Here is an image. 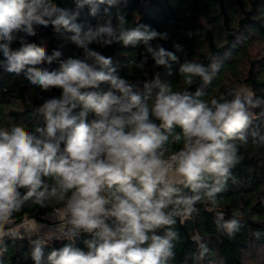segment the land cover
<instances>
[{
  "label": "clouds",
  "instance_id": "clouds-1",
  "mask_svg": "<svg viewBox=\"0 0 264 264\" xmlns=\"http://www.w3.org/2000/svg\"><path fill=\"white\" fill-rule=\"evenodd\" d=\"M91 2L80 0V6ZM108 2L111 4L114 0ZM56 13L59 15L52 19ZM77 15H70L49 0H0V40L10 43L13 34L18 32L35 35L34 24L47 26L51 23L57 31L61 26L75 31L73 41L85 48L88 58L95 61L89 64L70 58L61 63L58 71L49 72L35 66L45 60L50 64L60 56L59 52L54 51L48 56L45 48L35 44L11 51L8 43L0 44V51L6 58L0 63L7 65L8 72L19 74L29 66L26 78L31 84L42 90L63 89L61 99H50L37 109L47 121L45 128H36L39 137L23 126H13L11 131L0 130V236L3 235L2 225L25 200L35 197L37 204L49 197L63 200L69 190L75 189L67 201L70 223L88 231L101 229L99 235L104 243L88 254L65 246L61 251L51 253L52 264H164L172 255L170 239L175 235L172 231L163 238L153 234L146 248L140 245L148 242L147 233L174 224V215L191 214L202 197L199 194L177 196L178 189L166 180L167 168L160 158L163 153L158 154L157 150L167 136L161 134L160 129L170 130L174 125L183 129L184 150L173 156L178 164L176 172L193 193L207 189L205 196L215 204V194L222 190L230 176L229 169L238 161L237 149L228 141H245L243 130L252 119L264 116V110L252 114L246 105L257 108L264 105V100L253 102L254 93L242 96L236 92L231 100L221 96L219 100L211 99L210 103L197 102L190 92H170L156 78L144 85L149 90L159 88L149 109L124 79L112 75L113 69L103 70L111 64V59L88 50L87 45L104 35L122 40L124 45H137L138 42L148 45L158 33L140 31L139 28L125 30V19L118 15L119 37L110 20L106 26L89 30L81 37L78 26L73 23ZM112 39H105L104 43L110 44ZM147 51L156 65H166L168 59H177L163 47L156 50L147 47ZM179 72L189 86L194 77L210 81L202 63L185 62ZM103 82H109L120 95L110 91L97 96L80 91L98 87ZM199 95L197 92L196 96ZM73 99L84 102V110L78 116L71 115L75 107L74 104L70 106ZM88 110L97 117L91 124L85 121ZM150 115L160 121L159 127ZM206 175L212 177L211 185L205 182ZM49 176L55 179L58 187L49 189L43 180ZM105 186L108 189L115 187L112 194L115 203L111 209L105 208L109 201L100 195ZM19 188L28 189L23 198ZM169 204H175L179 210L165 213ZM108 215L123 226L112 231L101 218ZM225 228L231 233L238 228V223L233 219L226 222ZM117 233L119 239H115ZM41 254L37 243L33 258L39 262Z\"/></svg>",
  "mask_w": 264,
  "mask_h": 264
},
{
  "label": "trees",
  "instance_id": "trees-1",
  "mask_svg": "<svg viewBox=\"0 0 264 264\" xmlns=\"http://www.w3.org/2000/svg\"><path fill=\"white\" fill-rule=\"evenodd\" d=\"M49 3L70 15L78 14L73 23L78 26L81 37L89 30L95 31L106 26L109 20L119 37L118 15L125 19V30L139 28L140 31L158 33L148 45L143 42L124 45L122 40L106 35L87 45L88 50L111 59V64L103 70L107 72L113 69L112 75L124 79L132 91L148 104L149 109L155 102L159 88L149 90L144 85L156 78L170 92H190L197 102L210 103L211 99L219 100L221 96L228 100L234 99L237 83H244L250 88L251 93H254L253 102L257 99L264 100V65L256 68L253 60H248V65L246 63L248 45L252 43V38L257 37L264 43V0H114L111 4L108 0L103 3L92 0L82 6L80 0H49ZM56 15L59 13L52 19ZM33 28L35 35L14 33V39L10 43L0 40V44L8 43L11 51H18L27 44H35L45 48L48 56L54 51L59 52L60 56L50 64L45 60L35 66L49 72L58 71L61 63L70 58L95 63L94 59L88 58L85 48L73 41L72 37L77 34L75 31H68L63 26L57 31L56 26L51 23L47 26L34 24ZM105 39H112V42L105 44ZM147 47L154 50L163 47L177 59H168L166 65H156ZM5 59L0 51V62ZM188 61L202 63L210 81L194 77L193 84L186 85L179 69ZM6 67L5 63H0V130L11 131L13 126H23L26 131L39 137L36 128H45L47 121L37 109L50 99H61L63 89L53 87L42 90L38 85L31 84L26 78L29 66H25L19 74L8 72ZM80 91L96 93L97 96L110 91L120 95L109 82ZM197 92L200 93L199 96H196ZM71 104L75 105L71 115L78 116L84 110V102L79 99L71 100L70 106ZM246 108L249 111L247 105ZM262 110L264 105L252 108V112H249L259 114ZM94 119H97L95 113L88 110L85 121L91 124ZM150 119L160 126V121L155 117L150 115ZM160 131L167 136V140L157 150L158 154L163 153L161 160L184 150L183 129L179 125H174L170 130L161 128ZM243 132L245 141H228L237 149L238 161L229 169L230 176L222 190L215 194V204L205 196L207 189L202 188L199 193H193L185 186L183 177L175 184L177 196L199 194L202 199L194 205L195 210L191 214L174 215V224L159 228L155 233H147L149 240L141 247H148L153 234L162 238L168 231L175 234L170 239L172 255L164 264H245L252 252L261 253L264 260V116L252 119ZM177 136L180 137L179 140L176 139ZM60 147L63 150V143ZM43 180L49 189L58 187L51 176L43 177ZM205 182L211 185L212 177L206 175ZM27 191V188L18 189L21 198ZM74 191L75 189L69 190L63 200L49 197L42 204H37L35 197L29 198L10 218L16 224L30 218L49 220L47 215L67 206ZM113 192L115 187L108 189L105 186L100 193L109 201L105 205L106 209H111L115 203ZM175 198L174 196L173 199ZM177 210L179 209L175 204H169L164 209L165 213ZM101 218L112 231L123 226L113 216ZM233 219L237 221L238 228L229 233L224 222ZM100 231L98 228L73 239L39 244L42 253L39 262L32 255L37 244L11 232L0 237V264H52L49 259L51 253L59 252L65 246L84 254L94 253L95 248L104 243L103 237L99 235ZM119 238L117 233L115 239ZM90 244L93 247L90 248Z\"/></svg>",
  "mask_w": 264,
  "mask_h": 264
},
{
  "label": "built area",
  "instance_id": "built-area-1",
  "mask_svg": "<svg viewBox=\"0 0 264 264\" xmlns=\"http://www.w3.org/2000/svg\"><path fill=\"white\" fill-rule=\"evenodd\" d=\"M250 110H252L251 107ZM179 153H172L168 159L163 160V166L167 168L166 180L170 182L173 187H175V184L178 181V178L175 176V174L177 173L176 168L178 167V164L175 160H173V156L178 155ZM160 187H163V185H160ZM217 214L222 215L220 212H217ZM29 220H35L38 222L36 228L29 230L30 234L20 229L22 226L30 225L28 222ZM70 220H71V213L69 211H67V213L61 219L56 221L55 220L41 221L35 218H30V219H25L24 221L16 224L14 223V219L9 218V220L5 222L6 224H8L6 228L7 232L5 234L15 232L19 237L26 238L34 244L37 243L43 244V243L53 242L56 240L73 239L85 233L90 232L83 228H75L70 223ZM226 222H224V224H226Z\"/></svg>",
  "mask_w": 264,
  "mask_h": 264
},
{
  "label": "rangeland",
  "instance_id": "rangeland-1",
  "mask_svg": "<svg viewBox=\"0 0 264 264\" xmlns=\"http://www.w3.org/2000/svg\"><path fill=\"white\" fill-rule=\"evenodd\" d=\"M248 60L249 61L253 60L256 68H258L260 65H264V43L257 37H253L252 43H250L248 45V55H247V62H246L247 65H248ZM249 65H250V63H249ZM229 84H230V80H228V82H227V85H229ZM236 87H237L236 92L241 93L242 96L251 93L250 88L244 83H241V84L237 83ZM248 108H249V111L252 112V110H250L249 106H248ZM7 226H8V224H6V223L3 224V228L4 227L7 228ZM6 228H4L5 230L3 231V234H5L7 232ZM18 229H19V227H18ZM23 231L30 234V231H28V230L24 229ZM245 264H264L262 254L259 252H257V253L252 252L246 258Z\"/></svg>",
  "mask_w": 264,
  "mask_h": 264
},
{
  "label": "crops",
  "instance_id": "crops-1",
  "mask_svg": "<svg viewBox=\"0 0 264 264\" xmlns=\"http://www.w3.org/2000/svg\"><path fill=\"white\" fill-rule=\"evenodd\" d=\"M163 161V160H162ZM175 176L179 179V178H181V176L179 175V173L177 172L176 174H175ZM67 211H68V209H67V206H65V207H62L61 209H58V210H55V211H52L51 213H49L48 215H47V219H49V220H59V219H61L62 218V216H64L66 213H67ZM29 222V224L30 225H28V226H22L20 229L21 230H32V229H34V228H36L37 227V224H38V222L37 221H35V220H29L28 221ZM2 227H3V225H2ZM4 228H6V227H4ZM3 228V231L5 230ZM4 235V234H3ZM2 235V236H3ZM1 237V236H0Z\"/></svg>",
  "mask_w": 264,
  "mask_h": 264
}]
</instances>
